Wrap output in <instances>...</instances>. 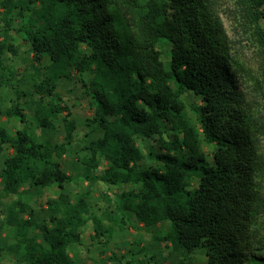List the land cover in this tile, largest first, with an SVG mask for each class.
<instances>
[{"label":"trees","instance_id":"16d2710c","mask_svg":"<svg viewBox=\"0 0 264 264\" xmlns=\"http://www.w3.org/2000/svg\"><path fill=\"white\" fill-rule=\"evenodd\" d=\"M234 1L264 64V0ZM221 2L0 0V115L26 124L15 134L0 125V157L5 148L12 151L0 169L2 193L20 195L26 183L60 190L46 210L17 202L1 214L0 235L9 228L15 243L0 244V258L72 264L69 249L82 244L90 220L94 241L109 232L86 199L65 191L72 177L59 160L78 142L88 152L81 161L85 178L131 186L119 195L117 209L148 228L167 224L161 240L188 254L203 249L207 264H264L262 82L235 51ZM12 31L24 36L35 60L16 79L5 59L16 53ZM75 75L94 110L81 141L58 93L60 82ZM190 96L201 103L189 105ZM22 102L47 132L61 121L64 142L39 141ZM138 139L156 144L146 154ZM102 159L107 165L97 173Z\"/></svg>","mask_w":264,"mask_h":264},{"label":"rangeland","instance_id":"374dc122","mask_svg":"<svg viewBox=\"0 0 264 264\" xmlns=\"http://www.w3.org/2000/svg\"><path fill=\"white\" fill-rule=\"evenodd\" d=\"M221 3V17L235 51L241 56L251 74L262 82L259 86L258 95L261 105H264V71L262 69L264 64L252 30H246L240 26L239 8L234 0H222ZM2 12L3 9L0 7V18ZM4 32L5 26L0 19L1 41L4 40ZM11 37L16 53L7 52L5 59L7 65L15 72L14 78L16 79L22 76L35 60L24 36L12 31ZM49 62L50 60L46 56L43 64L47 65ZM242 90L249 100L253 98V93L246 86H243ZM58 93L72 112V119L75 120L77 125V140H83L85 134L90 130L85 125L86 120L94 114L90 97L85 94L82 83L76 75L70 81H61ZM13 98L15 100V97ZM186 101L189 105L201 103L199 98L191 96L186 97ZM8 106H10V102L4 105V108ZM21 108L24 109L27 116L29 130L39 141L64 142L61 121L56 122L57 130L50 133L36 125L33 121L32 111L25 102H22ZM189 117L194 124H197L193 116L189 115ZM0 125L6 127L10 133L15 134L17 130L22 129L26 124L19 122L17 119H8L6 116L0 115ZM136 143L146 154L156 144L152 139H138ZM82 146V143L75 142L68 147V152L59 160L64 171L72 177V181L67 184L65 191L74 200L78 198L86 199L91 204L92 214L103 220L109 232L100 235L94 241V224L90 220L82 229V244L72 246L69 249L73 264H129V262H132V264H207L203 249L197 248L188 254L176 249L171 242L161 240V237L168 232L169 226L167 224L149 228L144 227L136 220L134 214L120 212L117 209L119 195L132 187L108 186L101 182L88 181L85 178L84 166L81 163L88 156V152L83 151ZM204 148L208 158L211 159V147L207 145ZM11 153L10 149L5 148L3 155L0 157V169L3 167L5 157ZM106 165L107 162L102 159L97 173L103 172ZM21 190L20 195L5 197L0 182V216L6 212L9 206H15L17 202L26 203L38 211L46 210L47 199L60 193V190L56 187L43 189L34 187L30 183H26ZM10 234L9 228H5L0 235V244L5 246L14 244L15 241ZM0 264L16 263L12 256H5L0 258Z\"/></svg>","mask_w":264,"mask_h":264},{"label":"crops","instance_id":"0c3cea01","mask_svg":"<svg viewBox=\"0 0 264 264\" xmlns=\"http://www.w3.org/2000/svg\"><path fill=\"white\" fill-rule=\"evenodd\" d=\"M25 185V184H24ZM23 185V186H24ZM30 185H32V184H30ZM33 186V185H32ZM35 187V186H34ZM56 197V196H55ZM45 209H46V207H45ZM44 210V209H43ZM43 210H41V211H43ZM36 211H38V210H36ZM38 212H40V211H38ZM42 216H43V213H42ZM24 217V216H23ZM27 217V215L24 217V218H26ZM144 226V225H143ZM145 227V226H144ZM10 230V229H9ZM69 257H70V260L72 261V259H71V255L69 254ZM72 264H73V262H72Z\"/></svg>","mask_w":264,"mask_h":264}]
</instances>
